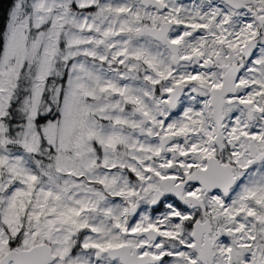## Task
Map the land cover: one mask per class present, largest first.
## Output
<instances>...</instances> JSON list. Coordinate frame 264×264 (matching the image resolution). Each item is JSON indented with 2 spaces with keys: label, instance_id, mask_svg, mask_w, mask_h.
Wrapping results in <instances>:
<instances>
[{
  "label": "snow or ice",
  "instance_id": "obj_1",
  "mask_svg": "<svg viewBox=\"0 0 264 264\" xmlns=\"http://www.w3.org/2000/svg\"><path fill=\"white\" fill-rule=\"evenodd\" d=\"M0 264H264V0H11Z\"/></svg>",
  "mask_w": 264,
  "mask_h": 264
},
{
  "label": "trees",
  "instance_id": "obj_2",
  "mask_svg": "<svg viewBox=\"0 0 264 264\" xmlns=\"http://www.w3.org/2000/svg\"><path fill=\"white\" fill-rule=\"evenodd\" d=\"M11 0H0V30H2Z\"/></svg>",
  "mask_w": 264,
  "mask_h": 264
}]
</instances>
